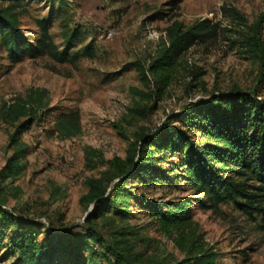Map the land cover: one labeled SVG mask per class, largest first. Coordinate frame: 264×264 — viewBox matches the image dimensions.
<instances>
[{
	"label": "rangeland",
	"instance_id": "374dc122",
	"mask_svg": "<svg viewBox=\"0 0 264 264\" xmlns=\"http://www.w3.org/2000/svg\"><path fill=\"white\" fill-rule=\"evenodd\" d=\"M5 5L0 0V8ZM18 10L21 28L32 39L41 32L38 18L49 19L60 48L76 26L81 32L70 49L77 55L66 62L41 55L12 63L0 40V110L33 92L45 103L24 131L18 127L27 118L11 123L0 113V204L18 216L53 220L58 227L83 224L92 209L81 201L89 179L104 173L105 160L126 156L139 134L212 94L242 89L264 99V0H22ZM206 18L218 24L217 37L185 52L160 100L142 96L139 91L155 89L154 80L150 75L152 80L145 81L133 63L150 62L174 20L190 27ZM249 43H257V50ZM89 45L93 52L85 55ZM154 104L145 115L137 109ZM61 112H78V134H60L56 118ZM16 151H23L22 169L5 177L1 171ZM145 192L163 199L192 196L193 218L219 252V264H264L262 215H247L234 202L210 205L204 193L184 181L173 192ZM131 210L124 220L111 211L94 221L106 241L125 232L146 260L176 264L185 256L135 200ZM46 232L42 228L39 237ZM5 250L0 244V264H13V256L4 259ZM97 262L107 264V258Z\"/></svg>",
	"mask_w": 264,
	"mask_h": 264
},
{
	"label": "trees",
	"instance_id": "16d2710c",
	"mask_svg": "<svg viewBox=\"0 0 264 264\" xmlns=\"http://www.w3.org/2000/svg\"><path fill=\"white\" fill-rule=\"evenodd\" d=\"M1 1L7 5L0 8V40L12 63L41 55L66 62L77 55L71 54L70 49L81 34L79 25L71 30L67 45L60 48L50 33L49 19H37L41 32L32 39L20 25L18 9L22 0ZM218 33V24L207 18L190 27L179 20L171 22L165 29L161 49L150 62L133 63L145 81L152 80L150 75L154 80L155 89L139 91L140 94L160 100L185 52L196 43L216 38ZM256 46L257 43H249L251 51H256ZM84 52L89 55L93 48L89 45ZM44 105L43 95L33 92L27 99L18 97L5 104L0 113L11 123L27 118L18 127L24 131ZM153 107L155 104L137 109L145 115ZM56 126L64 137L78 134L81 129L78 112H61ZM22 153L16 151L1 174L5 177L18 174L22 169ZM105 163L107 169L101 176L89 179V188L81 196V201L92 208L83 224L58 227L53 220L24 218L0 204L4 259L13 256V264H101L97 259L106 257L107 264H166L163 260H146L134 249L125 232L106 241L94 224L111 211L121 220L129 218L131 201L135 200L184 253L176 264H219V252L208 245L193 218L192 196L163 199L145 191L161 188L173 192L184 181L190 189L204 193L210 205L234 202L245 214L258 213L264 218V99L255 91L242 89L212 94L139 134L129 143L126 156H114ZM42 228L47 232L40 238Z\"/></svg>",
	"mask_w": 264,
	"mask_h": 264
}]
</instances>
